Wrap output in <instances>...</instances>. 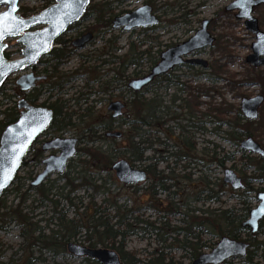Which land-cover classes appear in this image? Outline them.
<instances>
[{
	"label": "rangeland",
	"instance_id": "374dc122",
	"mask_svg": "<svg viewBox=\"0 0 264 264\" xmlns=\"http://www.w3.org/2000/svg\"><path fill=\"white\" fill-rule=\"evenodd\" d=\"M232 1L92 0L91 3L94 4H105L106 13L102 19L100 21L95 17L80 19L61 37L64 41L68 40L67 44L70 45L69 41L80 33L88 31L93 34V39L84 48L73 50L62 59L56 71L53 68L55 61L50 52L42 56L33 66L35 74L47 77L43 81H38L25 97L33 99L34 105L43 103L48 106L56 101L63 104L64 108L58 116V123L50 125L30 147L25 157L26 162L0 198V214L7 211L3 206L14 207L23 200L21 207L25 208L24 212L28 213L31 220L38 222L37 225L43 228L44 234H47L49 229L55 228L51 225L47 228L46 223V219L53 212L52 202L47 199L41 200L39 194L30 186V181L43 168L42 159L51 153L58 152L57 150L42 151L41 144L58 136L78 138V151L69 161L67 171L69 177L76 178L74 183L81 182L78 172H81L80 175L86 173L93 179L96 178V184H103L106 191H103V188L94 190L90 186L86 188L87 185H85L70 194V197L75 198L72 200L73 205H70L63 197L68 189V186L64 187L65 178L53 173L41 185L45 187L53 185L48 198L57 200V212L64 211L68 217H71L77 208L79 211L82 210L91 199L99 204L103 198L110 197L117 199L120 204H128L129 197L132 196L131 203L140 208L142 219L152 221L157 218L153 208L149 206L143 182L139 184V192L134 195V188L119 182L112 168L100 170L96 166L97 161H93L89 152L105 151L112 163L119 159L129 161L122 151V146L125 144L124 138L117 139L105 135L106 131L123 132L127 127L126 121L130 118L131 112L127 104L133 98L130 90H126L128 80L145 75L151 67L149 64L151 59L158 58L161 51L194 34L203 19H209L207 29L215 39L210 47L191 54V57L205 61L206 67L200 64L179 65L166 75L155 79L138 95L143 100L150 98L156 100L157 109L163 116L164 123L151 131L156 130L159 142H183L185 137L194 142L197 155L194 159L195 171H191L192 179L189 181L192 188L199 189L202 184L195 180L204 178L212 182L215 190H220V182L223 183V171L225 168H230L241 177L244 185L248 183L250 188L255 189V191L251 189L247 191L248 188L243 187L233 190L228 186V189H225L227 191L223 192L221 189L218 202H194L192 188L189 186L188 190L185 189L188 181L181 180L182 195L184 196L190 190L189 202L188 200L187 202L189 209L198 210L194 213L196 216L202 215L201 218H206L202 213L206 209L232 208L237 213L243 214L246 208L250 210L255 207L258 203L257 192L264 191V175L260 177L262 173L260 167L264 165V158L241 149L240 141L234 144L228 140L229 136L225 133L228 127L225 123L226 120H231V116L235 113H240L239 105L242 98L257 94L264 97V66L253 67L245 61V57L251 52V43L255 39L254 35L246 29L243 20L234 16L235 10H225L224 7ZM52 3H54L53 0H20L19 6L29 10L24 16L27 17L38 13L44 6ZM145 4L150 6L151 11L159 18L157 25L131 31L111 27L114 16L122 15ZM4 9L5 6H0V11ZM181 14H184L183 17ZM253 15L257 18L261 30H264V5L256 6ZM107 20L109 22H106ZM16 40V37L5 40L7 44L5 51L9 53L10 60L21 56L22 45ZM145 50H148V53H140ZM211 65L217 71L213 70ZM19 74L20 72H16L6 78L0 90V112L15 109L17 115L13 121L19 113L16 108L17 100L23 97L15 81ZM58 83L62 85L57 87ZM116 99L124 101L126 107L123 110V117L110 123L112 118L106 106ZM224 107L228 110L227 113L224 112ZM68 114H70L69 117H66ZM63 117L68 118L70 123L60 127L63 124L61 123ZM240 117L246 120L241 113ZM1 118L2 114H0ZM243 121H240V124L245 127L246 123ZM108 123L113 128L105 129ZM246 128L250 132L249 136L264 148V99L258 107V117L248 122ZM2 129L0 128V133ZM243 138L246 137L241 139ZM153 147L162 149L159 143ZM150 155V150L144 152V157ZM225 155L230 158L224 161L223 166H219L217 160ZM212 156H214L213 159H211ZM170 161L168 163L172 166ZM184 163L180 162L179 165ZM164 166L165 163H160L158 168L161 169ZM136 167L141 169L142 165ZM29 187L31 189H28ZM164 198L163 193L157 195V199ZM181 218L180 215L170 216L169 224L179 225ZM23 230L22 225H17L14 220L9 221L8 216H0V264H86L81 261V258L67 252L55 255V250L45 249L38 244L31 245L30 241H26L19 234ZM164 235L165 233L157 235L150 230L141 238L131 235L125 240V250L134 252L135 258L142 259L145 255V253L141 254L142 250L149 252L152 248H156L168 256H173V260L179 264H191L192 261L184 257L185 251L178 246L168 247V244L172 242L169 241L170 239L167 242L161 240ZM246 237V234H242L238 240L246 241ZM209 239L210 236L205 234L203 240H206L208 244L211 243V247L203 248V252H209L214 247L212 243L219 241V238H213L208 242ZM257 240L264 241V233L258 234ZM71 241L86 245L84 230ZM38 258L44 261L35 260ZM227 262L224 264H248L243 256ZM122 263L126 264L125 261ZM252 264H264L262 247L257 249Z\"/></svg>",
	"mask_w": 264,
	"mask_h": 264
},
{
	"label": "trees",
	"instance_id": "16d2710c",
	"mask_svg": "<svg viewBox=\"0 0 264 264\" xmlns=\"http://www.w3.org/2000/svg\"><path fill=\"white\" fill-rule=\"evenodd\" d=\"M91 2L81 19L95 17L100 21L106 13L104 8L105 4H94ZM45 7H47V5L43 8ZM18 11L23 16H26L29 10L19 6ZM183 15L184 14H181V17H183ZM107 19L109 20V18ZM108 20L106 22H109ZM71 27L72 26L68 29ZM68 46L67 42L62 40V37L57 38L53 42L49 52L53 55L55 61V65L53 66L54 71H56V67L62 59L72 53L73 49L68 48ZM140 53H148V50ZM4 55L6 58H9V53L4 52ZM156 61L157 58L155 57L150 60L149 64L152 66ZM211 68L217 71L213 65H211ZM56 86L60 87V84L58 83ZM0 90H2V87ZM131 93L133 94V98L127 104L131 109L130 118L126 121L127 127L123 130L121 136L125 140L122 151L132 166L136 167L137 165H142V169L146 172L148 177L145 191L149 200V206L153 208L157 218L152 221L142 219L140 216V208L131 203L132 196L129 197L128 204H120L117 199L110 197L103 198L99 204L91 199L82 210L79 211L77 208L73 215L68 217L64 211H56L58 205L57 200H53V198L50 197L48 198V193L53 185L49 187L40 185L34 188L41 200L47 199L52 202L53 212L46 219V223L47 228H49V225L55 226V228L49 229L47 234L43 233V228L37 225V221L31 220L32 218L28 216V213L24 212L25 208L21 207L23 200L19 201L14 207L8 206L7 208L3 206L7 211L0 214V216H8L9 221L14 220L17 225H22L24 230L20 231L19 234L26 239V241H30L31 245L38 244L45 249L55 250V255L56 253H66L67 243L84 230L87 247L96 248L101 246L113 250L118 254L120 260L122 262L125 261L126 264H179L173 260V256H168L162 250L156 248H152L149 252L142 250L141 254L145 253L142 259L135 258L134 252L125 250V240L127 237L135 235L141 238L149 230L157 235L165 233L161 240L167 242V240L170 239L169 241L172 242L168 244V247L178 246V248L185 251L186 254L184 257H188L191 261L203 252V248L211 247V243L208 244L206 240H203L205 234L210 236L208 242L213 238H220L224 235H228L234 239H240L242 234H246L247 237L245 242L248 246L247 252L243 257L246 263L252 264V259L256 255L257 249L262 247L264 250V241L257 240L258 234L264 233V219L259 223L258 232L252 234L248 228L242 226L243 221L247 218L249 213V209L247 208L246 212L243 214L237 213L232 208H221L217 210L206 209L202 212L206 218H201L203 217L202 215L196 216L194 213L198 210L195 208L189 209L188 205V192L190 190L183 196V192H181L183 188H181L180 185L181 180H185L188 181L185 189L188 190L189 186L192 188L189 181L192 179L191 171H195L194 165L196 162H194V159L197 155L194 142L189 140L188 137H185L183 142H159L156 130L153 132L151 131L155 128L157 129L158 126L164 123L162 121L163 116L157 109L155 98L143 100L138 93ZM21 95L25 96L28 94L21 93ZM26 98L29 102L34 103L33 99L29 97ZM41 104L43 105V103ZM48 107L54 112L51 125L57 124L58 116L61 114L64 105L54 101L51 102ZM224 110L223 111L227 113L228 110H226L225 107ZM0 114H2L0 128H4L15 119L17 112H15V109H12L9 112L6 110L1 111ZM69 115L70 114L66 117H69ZM225 116L224 114V117ZM243 120L239 112L231 116V120H226L225 124L228 127V131L225 133L229 136L228 140H231L234 144L240 141L242 137H248L250 135L246 125L251 120ZM114 121L115 120H111L110 123ZM240 121L246 123L245 127L240 124ZM61 123L63 124L60 127L69 124L70 121L68 118L63 117ZM110 123L106 126L104 125V128L107 130L111 129L112 125H110ZM182 132L183 130L181 134ZM154 142L156 144H161L162 149L158 150L154 148L153 146L156 145ZM147 150L151 151V155L144 157V152ZM89 153L93 161H97L96 166L100 170L111 168L112 162L105 151L97 150ZM214 156H212L211 159H213ZM229 158L230 156L225 155L223 158L218 159L217 163L219 166H223L224 161ZM145 161L146 163H144ZM168 161L171 162L170 164H172V166L169 165ZM185 161H187V163H184ZM25 162L26 160L24 159L23 164ZM180 162L184 164L179 165ZM160 163H165V166L161 169L158 168ZM69 165L68 163L65 171L60 174V176L65 178L64 187L68 186L66 194L63 195V197L68 200L70 205H73L74 202L72 203V200L75 199L70 197V194L77 191L78 188L85 185H87L86 188L90 186L94 190L104 187L103 184L95 183L96 178L93 179L86 173L80 175L81 172H78L81 182L75 184L74 181L76 178L68 176L67 171ZM189 165L191 167H189ZM260 169L262 170L260 174L262 178L264 175V165H262ZM195 181H200L202 186L200 185L201 187L199 189L197 187L192 188L191 192L194 202H218L221 189H223V192L227 191L225 189H228V186L221 182L220 190H215L212 182L209 180L203 178L200 180L196 179ZM129 187L134 188V195L139 192V185H129ZM244 187L248 188L247 191H250V189L251 191H255L253 187L250 188L248 183H246ZM28 189L31 188L29 187ZM103 191H106V188H103ZM159 193L165 195L163 200L157 199ZM174 215L182 216L181 224L175 226L169 224L168 218ZM189 219H191V221ZM215 244V242L212 243L214 246ZM35 260L44 261L40 258ZM81 261L86 264H102L88 257H82Z\"/></svg>",
	"mask_w": 264,
	"mask_h": 264
},
{
	"label": "water",
	"instance_id": "95a60500",
	"mask_svg": "<svg viewBox=\"0 0 264 264\" xmlns=\"http://www.w3.org/2000/svg\"><path fill=\"white\" fill-rule=\"evenodd\" d=\"M19 1L0 0V6H5V9L0 11V14H3L0 15V33H2L0 34V86L9 75L23 72L16 78V85L20 91H28L45 76L35 75L32 70L27 71V69L33 67L39 58L50 50L54 40L63 35L68 26L80 19L91 0H54L53 4L28 17L18 13ZM261 4L264 5V0H233L225 6L227 11L237 10L235 17L243 20L246 29L254 34L255 41L251 44V53L245 58V61L254 67L264 66V30L259 28L258 20L253 15V8ZM157 23V17L145 4L115 16L111 26L113 29L130 31L139 27H151ZM208 24L209 19H203L193 35L162 51L158 62L147 74L128 81V88L133 92L141 91L155 77L164 75L182 63L200 64L206 67L205 61L188 56L213 44L214 36L208 31ZM92 36L91 32H87L74 39L72 46L83 48ZM11 37H17L16 41L22 45L21 57L15 60H7L3 54L7 48V44L3 41ZM262 102L261 94L242 98L239 109L243 117L249 120L256 119L258 107ZM17 108L18 118L6 125L0 133V197L11 185L31 144L49 127L53 119L50 108L30 104L25 98L17 101ZM123 108L124 103L121 101H111L107 105V110L114 119L122 115ZM107 136L119 138L121 132H108ZM77 141L75 137H55L45 141L41 146L43 151L58 149L59 153L50 154L42 160L43 169L31 181V186L37 187L53 173H63L68 161L76 154ZM239 147L264 157V148L252 137L243 138ZM112 169L116 178L124 184H137L146 178L143 170L132 167L125 159L115 161ZM222 182L234 190L243 187L241 177L230 168L224 169ZM256 199L257 205L249 211L247 219L242 223V226L247 227L252 234L258 231L259 222L264 219V191H259ZM247 246L242 240L222 236L215 247L209 252L199 254L192 264H222L229 259L243 256ZM66 248L78 258L85 256L102 264H123L118 254L107 248H89L74 242H68Z\"/></svg>",
	"mask_w": 264,
	"mask_h": 264
},
{
	"label": "flooded vegetation",
	"instance_id": "af4514ba",
	"mask_svg": "<svg viewBox=\"0 0 264 264\" xmlns=\"http://www.w3.org/2000/svg\"><path fill=\"white\" fill-rule=\"evenodd\" d=\"M111 23H112V20H111ZM87 32H88V31H87ZM87 32H82V33H80L78 36H76V38L82 36L83 34H85V33H87ZM92 39H93V36H92ZM92 39H91V40H92ZM91 40H90V41H91ZM67 41H68V40H67ZM67 41H65V42H67ZM72 41H73V40L69 41V42H70V45L68 46V48H72L73 50H79V48H75V47L72 46ZM90 41H89V42H90ZM89 42H87V43H89ZM87 43H86V44H87ZM86 44H85V46H86ZM85 46H84V47H85ZM84 47H83V48H84ZM80 49H82V48H80ZM160 53H161V52H160ZM159 57H160V54H159V56H158V58H157V61L159 60ZM157 61H156V62H157ZM124 64H125V63H124ZM44 76H45V78L47 77L46 75H44ZM160 77H162V76H160ZM157 78H159V77H157ZM157 78H155V79H157ZM155 79H154V80H155ZM44 80H45V79H44ZM154 80H153V81H154ZM128 81H129V80H128ZM127 83H128V82H127ZM150 84H151V83H150ZM150 84H149V85H150ZM61 85H62V84H60V86H61ZM149 85H148V86H149ZM148 86H146V87H148ZM146 87H145V88H146ZM127 88H128V86H127V84H126V90L129 91V88H128V89H127ZM145 88H144V89H145ZM116 100H117V101H121V102L124 103V108H123V110H124L125 107H126V103H125L124 101H122V100H119V99H116ZM112 101H113V100H112ZM123 113H124V112H122V116L119 117L118 119H120V118L123 117ZM118 119H112V120L117 121ZM112 128H113V127H112ZM120 132H121V131H120ZM122 133H123V132H121V136H122ZM38 139H39V138H37L36 141H37ZM143 183H144V187H146V185H147V179H146Z\"/></svg>",
	"mask_w": 264,
	"mask_h": 264
},
{
	"label": "snow or ice",
	"instance_id": "6c2138e0",
	"mask_svg": "<svg viewBox=\"0 0 264 264\" xmlns=\"http://www.w3.org/2000/svg\"><path fill=\"white\" fill-rule=\"evenodd\" d=\"M0 15H3V14H0ZM0 34H2V33H0Z\"/></svg>",
	"mask_w": 264,
	"mask_h": 264
}]
</instances>
